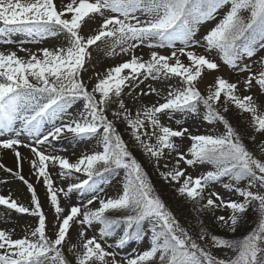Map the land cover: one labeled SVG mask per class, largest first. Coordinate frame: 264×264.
I'll use <instances>...</instances> for the list:
<instances>
[{"label":"snow or ice","instance_id":"obj_1","mask_svg":"<svg viewBox=\"0 0 264 264\" xmlns=\"http://www.w3.org/2000/svg\"><path fill=\"white\" fill-rule=\"evenodd\" d=\"M224 6L229 10L223 19L203 37L206 52H218L230 68L247 72L245 91L257 86L264 90V56H258L264 50V0H61L59 7L56 0H0L4 43H12L7 37L17 32L41 39L63 33L67 41L66 46L42 48L39 54L21 48L27 59L17 51H0V133H13L0 140V148L15 153L18 167L19 147L30 148L35 157L31 167L42 178L55 215L49 229L36 188L17 171L15 175L31 193V205L0 195V206L37 217L38 224L20 238H14V230L0 229V264H71L66 246L75 264H264V141L260 156L255 155L244 143L245 133L225 115L230 105L250 114L253 132L248 138L255 142L257 134L264 137V111L253 95L239 94V81L229 82L222 76L202 94L198 84L205 70H218L220 65L190 50L200 44L195 39L199 25L213 19ZM91 22H96L93 34L85 36L83 28ZM98 42L109 44V56L130 58L106 69L102 77L96 74L97 82L89 89L82 73ZM144 44L171 51L166 55L153 50L145 60L136 55ZM174 77L180 86L170 88L163 103L157 101L133 113L122 99L149 79L166 82ZM145 87L147 91L140 89L133 100L159 94L152 85ZM77 101H83V110L72 116L69 109ZM112 104L118 107L110 119ZM201 105L206 110L204 119L220 122L223 134L191 135L187 127L176 130L161 122V114L169 119L176 113L197 114ZM119 120L127 124L160 176L179 185V196L191 201L198 213L207 212L221 228L235 233L251 209L258 213L257 225L243 238L229 239L211 233L198 218L199 232L193 236L156 194L148 172L117 130ZM23 134L34 138L35 145L26 144L20 138ZM186 135L192 143L183 152L174 138ZM92 139L97 147L74 161L41 147L53 141ZM166 150L176 154L174 164L169 168L165 163L162 167L168 170L160 171ZM181 163L189 167L210 164L214 170L193 177ZM50 165L59 167L61 178L76 174L85 178L77 177L66 189L54 186ZM120 170L124 172L122 188L116 196L107 197L102 185L111 183ZM225 177L232 183L224 186L238 199L226 200L209 190ZM242 181L246 182L243 187ZM72 193L84 199L66 209L61 194L69 197ZM218 209L229 214L217 215ZM116 212L124 215H113ZM96 225L98 234L89 237L88 231ZM108 238H115L114 242L108 243ZM130 241H147L148 246L131 257L121 256L117 249L123 250ZM212 248L223 250L224 258L214 255ZM228 250L234 255H228Z\"/></svg>","mask_w":264,"mask_h":264},{"label":"rangeland","instance_id":"obj_2","mask_svg":"<svg viewBox=\"0 0 264 264\" xmlns=\"http://www.w3.org/2000/svg\"><path fill=\"white\" fill-rule=\"evenodd\" d=\"M66 3L67 0H64ZM56 3L59 7L61 0H56ZM229 10L228 6H224L221 9L217 11L215 14V17L213 19H210L202 24L199 25V31L196 34L195 39L200 41V44L196 46L194 50L198 54H205L208 55L211 59H214L219 65L218 70L214 71H208L205 70L203 77L201 78V82L198 84V87L200 88L202 94H207L206 92V86L214 84L217 77H224L225 79L229 80V82H240L238 84L239 94L241 96L244 95H253L254 100L257 101L258 104H260L261 111H264V90H261L258 86L252 88L251 90L245 91L243 81L247 77V72H239L238 69L230 68L228 65H226L218 52L213 51L212 53H207L206 49L204 47V40L203 37L212 29L214 28L220 21L223 19L226 12ZM247 14V13H245ZM244 14V15H245ZM2 26V25H0ZM96 26V22H91L90 24H86L83 28L82 34L85 36L93 34L92 28ZM6 37L0 35V51H17L18 55L27 59L28 54L25 52L20 51L21 48L28 49L31 52H35L37 54L40 53V50L42 48L48 47L53 48L56 46H66L67 41L65 39L64 34H60L58 37L55 38H47V39H41L40 37H32L28 35L26 32H17L12 33L10 36H8V39H11L12 43H4ZM99 47L93 46L91 49L92 56L91 59L86 64V71L82 73V77L84 81L88 84L89 89L97 82V75L99 74L101 77L105 74L106 69L109 67L115 66L125 60H128L130 57L125 54H119L115 56H109L108 52L110 51V46L108 43H101L98 42ZM181 45L179 42H177V47H180ZM153 50L159 51L162 54H169L171 49H152L148 47L147 44L141 45L136 50V55L142 56L145 60L150 58V54ZM117 52L119 50L117 49ZM258 56H264V50H260L258 53ZM181 59L188 63L187 59L185 57H181ZM253 59H256L254 57ZM245 63H249V61H245ZM146 85H152L158 90V93H153L151 95L147 96H140L138 99L133 100V97L136 96V93L140 92V89H144L147 91ZM180 82L178 78H171L167 80L166 82L162 81H153L151 79L145 81L144 84L140 85V88L136 89L135 92H133L131 95H123L122 99L124 100L126 106H128L130 109L133 110V113H135L136 110H143V107L145 106H151L152 104L159 101L160 103H163V97L166 95L167 91L170 90V88L179 87ZM125 92H128V89L125 90ZM118 105L115 104V109H117ZM83 110V101H77L71 109H69V113L72 116H76L79 112ZM222 111V110H221ZM206 110L204 109V106L201 105L199 107V111L197 114H181L176 113L171 119H169L167 116L161 114V122L165 126L172 127L173 129L179 130L180 128L187 127L189 130V133L191 135H202V134H223L225 131L223 125L220 122H213L209 123L204 119ZM111 115H109V118ZM176 120H180L181 123L177 124ZM65 122H67V118H65ZM242 125L246 124V122L242 121ZM234 126V125H233ZM145 127L149 128V132L151 133L150 126L146 123ZM251 123H248L246 125V129H251ZM117 130L121 134L123 131L119 127H117ZM125 132H128L125 130ZM241 132L245 133L244 139L246 137L248 138L250 135L246 133L245 129L241 128ZM129 134L131 136V132L129 130ZM157 134L158 130H157ZM5 136L0 137V140L10 138L12 134L9 132H4ZM122 136V135H121ZM26 144L35 145V139L32 137H28L26 134H23L20 137ZM127 137L124 134V140L126 141ZM176 144L179 145V150L186 152L187 149L190 147L192 141L188 138L186 135L184 138H174ZM264 141V137H262L260 134H257V146H248V144L251 143H245L249 150L253 151L255 155L260 156V145L261 142ZM152 142L155 143V137L152 138ZM46 152H53L54 154H60L68 157L70 160L74 161L76 158H78L82 153L90 152L94 147H97L96 141L94 139L87 140V141H75V140H60V141H53L52 145H44L41 146ZM19 148H24L23 146H20ZM30 150L29 147L24 148ZM0 150H4L3 148H0ZM31 151V150H30ZM176 154L172 153L169 155L166 150L165 157L161 159L160 164L161 168L160 171H167L168 169H164L162 166L165 163L169 164V168H171L174 164V159ZM1 158V157H0ZM264 158V157H262ZM2 158L0 160V165H4L2 162ZM181 168H187V173L191 174L193 177H196L197 175H202L206 173L207 171L214 170V167L210 164H198L195 166H187L183 163L180 165ZM149 177L153 183V187L155 189V192L157 195H159L167 204V206L170 208V210L174 213V215L177 217V219L180 221L181 225L185 226L186 228H189L190 233L195 236L197 232H199V225L197 224V219H201L204 221V223L207 225L208 229L213 234H220L223 237H227L229 239H240L243 238L247 233H249L258 223V213L249 210L246 222L243 223L235 233L228 232L226 229H223L219 226V224L215 221L214 217L207 212L204 213H198L196 211V207L187 200L184 197L179 196L178 192L176 191L177 187L179 185H176L173 183V190H170V192L165 190L166 188H163L161 185H157L155 180L156 179H163L159 171L154 165V162L149 165L148 169H145ZM50 171H52V177L55 181L54 186L59 187H67L70 183L74 182L77 177L79 179L85 178L82 174H76V176L71 177H63L61 178L59 176L60 169L58 166H51L50 165ZM1 174V173H0ZM8 172H4V175H8ZM124 180V172L123 170H120L117 175L111 178V183H106L102 185L103 193L107 197H114L117 195V193L122 188V183ZM167 182V181H165ZM232 183L227 177L222 178L221 181L214 183L211 186V189L218 192L222 197L227 199H238L237 194L232 191L230 188H226L224 185ZM245 181L240 182V186L245 185ZM34 184V183H33ZM42 184V186H40ZM37 189V195L39 196L42 204V208L45 211V214L47 216V223L49 229H51V226L53 223H55V215L54 210L51 207L49 200L46 195V186L43 183L42 178L38 179V183L34 184ZM0 186L4 191H2V194L5 196H11L13 199H16L18 203H23L25 206L31 205V193L29 192L28 188H22L21 194H18V190H15L14 192H9V188H18L16 185H14L9 178H4L2 181H0ZM42 188V189H41ZM20 189V188H19ZM42 190V191H41ZM84 197H81L78 193H72L69 197H64L63 194H61V204L66 209L70 208L72 205H75L79 203L81 200H83ZM114 215H124L123 212H116L113 213ZM217 215H225L227 216L228 210L225 209H218ZM21 215V216H20ZM22 222L19 226L18 224ZM0 226L3 224L6 227V230L12 231L14 230V238H20L24 236L25 234L29 233L31 230H33L37 224H38V218L28 215V214H20L14 210H8L5 206H0ZM1 228V227H0ZM98 228L99 225L94 226L92 229H90L87 233L89 237L93 235L98 234ZM50 234V233H49ZM73 239L72 242L75 243V232L73 231L71 233ZM115 238H108V243H113ZM147 241L137 243L136 241H130L128 245L125 246L123 250L117 249L118 252H120L121 256H128L131 257L134 253L143 251L147 248ZM206 248L209 247V245H204ZM112 250V249H109ZM65 255L67 259L71 262V264H75V257L73 253H69L67 250V246L64 249ZM212 251L214 255L220 256L221 258H224L223 250L212 248ZM228 255H234L230 250H228Z\"/></svg>","mask_w":264,"mask_h":264},{"label":"trees","instance_id":"obj_3","mask_svg":"<svg viewBox=\"0 0 264 264\" xmlns=\"http://www.w3.org/2000/svg\"><path fill=\"white\" fill-rule=\"evenodd\" d=\"M222 101H223V97H222ZM219 107V106H218ZM116 110L115 109V104L111 105V109L108 112V115H111V112ZM222 110V109H221ZM226 117L230 120V122L241 131L242 129L246 130V133L248 135H252L253 129L252 127H250L251 129H246V125L248 123H251V116L248 113H241L240 110L236 109L234 105H230L229 106V111L228 113H225ZM112 115L110 117V119H112ZM244 121L246 122V124L242 125L241 122ZM116 127H119L120 129H122L123 131L121 132L122 138L124 139V134L126 135L127 139H126V143L128 144L130 150L132 151L133 155L142 163V165L144 166L145 169H148L149 165H151V163H153V160L150 159L148 156H146L144 154L143 149L137 144V142L134 140V138L132 137V135L130 136L129 134V129L127 127V124L123 121V120H119L116 121ZM128 131V132H125ZM249 136V137H250ZM244 143H251L248 144V146H253L255 145V147L257 146V135H256V141L253 142L251 141L249 138L246 137V139H244ZM157 185H161L163 188H166L165 190H167V192L170 190H173V183L174 182H170L167 181L165 182L164 179H156L155 180ZM191 202V201H190Z\"/></svg>","mask_w":264,"mask_h":264},{"label":"bare ground","instance_id":"obj_4","mask_svg":"<svg viewBox=\"0 0 264 264\" xmlns=\"http://www.w3.org/2000/svg\"><path fill=\"white\" fill-rule=\"evenodd\" d=\"M6 133H8V132H6ZM10 134L13 135V133H10ZM2 136H5L4 133H0V137H2ZM24 148H27V147H24ZM24 148L18 149L21 153V160H20L19 167L17 164V158L15 156V153L11 149L0 150V157L2 158V160H3L2 162L4 164V165L1 164L2 166H0V173H1L0 174V181H2L4 178H9V180H11V182L18 187V188H9L8 192H7L8 194H10L9 192H14L15 190H18V194H21L22 188L27 187V185L23 181H21L17 175H15V173L17 171H19L20 174L23 175L29 183H31V184H33V183L37 184L38 183V178L35 174V170L31 167V164H30V160L35 159L34 154L30 150L24 149ZM1 158H0V160H1ZM7 169H12L13 171L9 172V171H7ZM4 172H8L9 174L4 175ZM34 184H33V186L35 187ZM40 186H42V184H40ZM63 188L66 189V187H64V186H63ZM1 190L4 191L2 189V187L0 186V195H3ZM36 191H37V189H36ZM21 223L22 222L20 221L18 226ZM0 227H1L0 229H6L7 226L5 227V225L2 224Z\"/></svg>","mask_w":264,"mask_h":264}]
</instances>
